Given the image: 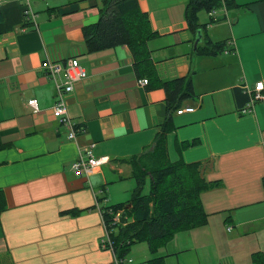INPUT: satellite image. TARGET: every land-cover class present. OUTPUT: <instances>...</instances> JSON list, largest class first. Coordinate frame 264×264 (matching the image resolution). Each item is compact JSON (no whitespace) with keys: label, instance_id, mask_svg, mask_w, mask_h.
<instances>
[{"label":"crops","instance_id":"crops-1","mask_svg":"<svg viewBox=\"0 0 264 264\" xmlns=\"http://www.w3.org/2000/svg\"><path fill=\"white\" fill-rule=\"evenodd\" d=\"M225 1L228 7L209 14L215 24L204 26L198 45L224 48L198 55L187 0H138L156 33L147 49L158 79L188 77L195 95L179 107L193 112L171 113L168 159L202 162L203 178L216 183L200 194L206 225L177 233L160 254L165 264H264V106L239 115L245 105L238 109L232 93L264 82V0ZM27 3L35 24L25 21ZM100 7L98 0L1 1L0 264L114 262L100 248L99 210L113 205L125 180L134 181L127 161L151 149L168 109L162 88L139 85L127 47L88 53L82 30L97 22ZM73 58L85 77L66 96L79 131L68 140L53 116L55 88L43 63ZM91 145L104 161L75 176L73 160Z\"/></svg>","mask_w":264,"mask_h":264},{"label":"trees","instance_id":"trees-1","mask_svg":"<svg viewBox=\"0 0 264 264\" xmlns=\"http://www.w3.org/2000/svg\"><path fill=\"white\" fill-rule=\"evenodd\" d=\"M98 1L101 7L97 22L82 30L88 53L127 47L137 79H146L149 86L153 84L162 88L168 109V116L158 126L151 149L127 161L131 165L136 185L129 202L106 208L113 213H124L127 219L124 224L119 223L111 228L114 254L116 258L122 259L133 244L145 242L151 254L147 264H165V256L158 255V250L165 247L177 233L206 225L207 214L200 194L216 184L203 178L201 170L204 163H173L167 156L166 138L175 129L171 113L179 110L181 102L195 96L191 79L178 78L170 83L158 79L147 49V43L156 33L151 29L148 15L140 9L138 0ZM228 5L225 0H187L185 21L188 30L195 35L197 30L204 28L198 22L200 11L209 14ZM223 46V43L207 41L203 48L198 46L196 53L219 54ZM232 93L235 105L238 109L242 108L248 101L247 95L241 88L233 89ZM193 143L196 142L182 143L179 150ZM147 178L150 188L148 194L143 195ZM4 210V197L0 191V215ZM107 219L105 216L106 222Z\"/></svg>","mask_w":264,"mask_h":264},{"label":"built area","instance_id":"built-area-1","mask_svg":"<svg viewBox=\"0 0 264 264\" xmlns=\"http://www.w3.org/2000/svg\"><path fill=\"white\" fill-rule=\"evenodd\" d=\"M1 1L2 0H0V5ZM215 12L216 11H212L209 13L211 17L215 15ZM24 14L26 22L30 21L33 22L32 24H35L34 14L32 13L28 3ZM43 68L46 75L53 82L55 88V103L52 107L53 116L59 125L66 129L68 140H75L79 131L67 113L66 96L73 92L75 85L85 77V72L77 59L74 58L65 59L63 61H51L47 59L43 63ZM138 83L142 86L148 85L146 79H139ZM241 89L247 95L248 101L239 111V115L251 113L254 103L256 102H260L264 106V82L261 81L255 83L252 89H250L246 84H243ZM27 104L32 108L33 112L38 111V105L35 99L29 100ZM191 112H193V108L186 107L177 110L176 114L181 115L182 113ZM92 147L93 146L91 145L81 150L78 153L76 159L73 160L71 168L75 176H87L92 169L98 167L104 161V159L95 158ZM99 212L104 223L105 232V236L101 241L100 248L103 250H109L113 254V264H124L126 260L125 258H116L113 249V242L111 241L110 237L111 228L120 223L121 213H113L110 209H101ZM104 215L108 218L107 222L104 220ZM127 262L132 263L131 260H128Z\"/></svg>","mask_w":264,"mask_h":264},{"label":"rangeland","instance_id":"rangeland-1","mask_svg":"<svg viewBox=\"0 0 264 264\" xmlns=\"http://www.w3.org/2000/svg\"><path fill=\"white\" fill-rule=\"evenodd\" d=\"M210 19L209 18V14H207L205 11H200L198 13V22L199 24L209 27V26H213L215 23H210ZM124 185L126 186L124 188V190H120V192L118 190H113V205L112 203H108V206H114L117 205V203L122 204V203H127L130 198H131V192L133 191V189L135 188V182L131 179V180H125ZM149 180L146 179L145 180V184L143 186V190H142V194L146 195L149 192ZM120 193V194H119ZM110 204V205H109ZM176 238V236L173 237V239ZM172 240V239H171ZM170 240V241H171ZM168 243H171V242ZM167 243V245H168ZM167 245L163 248H161L160 250H158V255L164 253L166 251V247ZM126 260L124 262V264H147V262L149 261V259L151 258V254L148 250V247L146 245L145 242H138L133 244L130 247L129 252L126 254V256L124 257ZM131 260L132 263H128L127 261Z\"/></svg>","mask_w":264,"mask_h":264},{"label":"water","instance_id":"water-1","mask_svg":"<svg viewBox=\"0 0 264 264\" xmlns=\"http://www.w3.org/2000/svg\"><path fill=\"white\" fill-rule=\"evenodd\" d=\"M202 42V30H197L194 36V42H193V51H196L198 48V45ZM120 223L124 224L127 219L125 217V214L122 213L120 217Z\"/></svg>","mask_w":264,"mask_h":264}]
</instances>
